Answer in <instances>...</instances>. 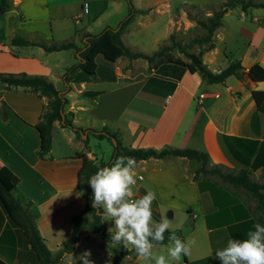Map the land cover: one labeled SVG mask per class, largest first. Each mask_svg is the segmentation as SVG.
<instances>
[{"label": "crops", "instance_id": "obj_1", "mask_svg": "<svg viewBox=\"0 0 264 264\" xmlns=\"http://www.w3.org/2000/svg\"><path fill=\"white\" fill-rule=\"evenodd\" d=\"M159 2L155 0L150 5ZM168 4L164 8L170 11ZM123 6V0H0V74L26 73L53 81L68 100L63 116H67L74 128L106 127L131 148L190 147L208 152L209 165L217 164L227 170L247 167L231 147L246 146L250 150L255 147L234 137L264 141V112L257 109L251 93L253 89L264 90V81L254 82L248 76L243 81L235 76L239 80L235 86L228 82L229 76L225 82L208 83L198 72L186 71L174 86L175 79L157 73L146 59L127 57L116 62V81L100 80L97 76L82 82L65 79L68 68L79 61V52L72 48V51H47L44 46L74 41L83 47L86 40L82 35L93 34L96 25L102 26V31L115 28L107 16L118 13ZM263 9L241 8L240 12L242 19L254 18L247 26L251 29L248 39L253 53L259 49L256 42L260 43L264 37ZM233 10L225 14L223 21ZM182 13L187 16L185 11ZM126 33L129 30L125 28L121 34L123 42ZM169 34L170 29L168 37ZM14 38H27L35 44L15 45ZM226 39V33H221L225 49ZM132 49L148 53L138 45ZM209 53L211 58L218 57L217 45L204 54L203 60ZM211 58L204 62L214 72L234 61L222 66ZM241 61L245 70L256 62L264 66V55L259 53L248 62ZM219 84H223L227 95L223 96ZM92 92L97 94L91 96ZM49 109L47 95L23 88L8 89L0 81V167L8 166L19 177L14 195L23 204L30 203L29 210L39 233L54 255L73 237L74 217L86 205V195L77 187L82 166L77 154L86 153L96 161H108L92 148V140L85 143L87 135L90 138L89 132L78 135L73 127L59 120L53 122L51 151L39 156L41 138L37 124ZM200 166L197 160L176 155L150 157L137 161L136 165V171L144 179L134 186V196L140 198L149 190L156 193L155 206L152 204L155 220H173L177 211L187 213L186 230L177 228L175 235L195 243L191 255L182 257L179 264H220L216 252L226 247L229 239H245L248 231L254 230V224L264 225L240 195L241 189L225 183L220 186L213 181L217 177L196 180L195 172ZM252 171L259 174L264 171V165ZM164 210L168 211L167 216ZM110 223L114 227V221ZM110 223L106 222L107 230ZM170 230L174 233L173 228ZM167 245L155 244L153 251L159 250L157 254L167 256ZM111 257L106 254V264H113ZM0 259L7 264L38 262L22 231L10 222L1 203ZM145 263L148 262L136 255L132 264Z\"/></svg>", "mask_w": 264, "mask_h": 264}, {"label": "trees", "instance_id": "obj_2", "mask_svg": "<svg viewBox=\"0 0 264 264\" xmlns=\"http://www.w3.org/2000/svg\"><path fill=\"white\" fill-rule=\"evenodd\" d=\"M192 6L184 3V7ZM240 6L244 11L249 7H263L264 2H254L252 0H226L219 9H212L211 14L206 18H197L188 9H184L190 20L197 22L205 32L201 35L193 37L188 43H182L175 39L174 33L169 38L171 44H162L152 53H144L139 50L132 49L127 46L121 37L123 30L136 13H147L151 8L138 9L135 8L130 0V12L120 26L116 28L109 27L101 33L94 35L86 32L82 35L85 38L83 47H79L74 41H65L53 43L44 46L47 51H56L62 49H74L79 52V61L68 68L66 72L67 81L82 82L95 76L100 80L116 81L118 75L116 73V62L120 57L129 59L144 58L150 65H153L156 72L172 77L173 85H176V79H180L186 71L191 73L198 72L202 78L208 83H222L229 76H237L239 79L243 77V72L254 82L264 81V66L259 62L251 65L247 70L241 60L232 61L227 67L219 72L212 71L203 60L206 52L216 47L215 34L217 29L223 24L225 14L230 10ZM199 8V7H198ZM197 8V9H198ZM15 45L28 46L35 43L27 38H14L12 41ZM197 45L200 46L198 52L189 51V48ZM177 49L179 53H183L189 60L181 56L168 55ZM152 67V66H151ZM127 80H132L131 78ZM0 81L6 84V88H23L40 94L47 95L50 98V109L45 113L44 119L37 124L40 133L41 143L38 155L44 157L52 148V128L53 122L59 120L65 126H71L78 135L89 132L99 139L107 138L114 147L112 158L110 161H96L91 159L86 153H78L77 156L82 159V166L77 176V187L86 195V205L82 213L74 217L73 237L67 241L64 248L56 254H52L47 247L39 230L35 224L34 215L30 212V203L23 204L19 198L14 195L15 188L19 183V177L8 167H0V203L3 206L10 222L22 231L23 236L35 252L37 256V264H59L65 252L73 251L80 237L87 234H100L103 239L111 242V235L106 227L98 211L92 207V189L88 182L90 177L95 174L101 167H110L115 159L119 156H129L135 158L136 161L147 159L150 157L162 158L167 155L182 156L201 162V166L195 172V179L213 180L218 185L224 186L228 184L234 188L243 189L256 199L257 210L261 211V219L264 218V182L254 181L252 179V169H257L264 165V141L234 137L241 143H252L255 145L254 150L249 147L239 146L231 147L233 154L244 162L247 167L238 170H227L220 165H209V153L199 149L190 147L166 146L161 149L155 148H131L122 143L116 133L111 132L106 127L101 130L84 129L81 127L74 128L71 121L65 116L64 108L68 102L67 98L62 94L54 82L43 76L21 74H0ZM255 100L256 107L259 111L264 112V90L253 89L251 91ZM92 92L90 95H96ZM85 143L89 142V135L84 139ZM102 212V209L99 210ZM91 215V219L85 224L86 228L80 227V221L83 215ZM173 234L171 230L165 233L163 243H168L169 235ZM88 237V236H86ZM117 245L112 259L113 264H123L122 260L125 256L136 254L134 249L128 250L123 245ZM0 264H7L0 259Z\"/></svg>", "mask_w": 264, "mask_h": 264}, {"label": "rangeland", "instance_id": "obj_3", "mask_svg": "<svg viewBox=\"0 0 264 264\" xmlns=\"http://www.w3.org/2000/svg\"><path fill=\"white\" fill-rule=\"evenodd\" d=\"M124 6L119 10L118 13L107 16V21L117 29L119 27V23L121 20L126 19L130 12V0H123ZM155 0H131V3L135 6L145 5L146 7H150L151 9L147 13H136L130 22L127 24L126 29L129 30V33L124 35V42L127 46L131 47L134 45L141 46L142 50L152 53L154 50L158 49L162 44H171V40L168 37V29H170L169 36L174 33L175 39L182 42L188 43L193 37L201 35L205 32V30L197 24L196 21H189L188 17L185 16L182 12L184 9L190 10L195 17L197 18H206L207 15L211 14L212 9H219L222 4L226 0H166L158 3V5H154L151 7L150 4ZM254 2H264V0H252ZM168 2V6L170 7V11L165 10V3ZM184 3L191 4L196 6L193 8L192 6L184 7ZM89 6V5H88ZM199 7V8H198ZM198 8V9H197ZM264 13V9L262 10ZM241 8H234L233 12L227 16L223 21V26L219 32L218 39H216V45L218 47L219 56L211 58V54L205 55L204 60L208 63L209 58L214 61L222 63V66H226L229 64L230 60H244V62H248L250 58L257 56L259 53L264 55V37L260 41H257L256 46L259 49L253 53L252 45H249L248 34L251 30L248 28V22L253 21V16H247L245 19L240 17ZM142 16L139 18V16ZM171 19V21H170ZM262 26L264 28V15L261 17ZM104 18L101 20V24L103 23ZM170 23V28L169 24ZM247 27V28H246ZM244 29L241 32L239 29ZM102 26L96 25L93 27L92 33L94 35L102 32ZM218 30V29H217ZM246 31V32H245ZM226 33V42L227 49H225V44L220 40V34ZM242 33V34H240ZM216 36V34H215ZM248 39V40H247ZM78 41V40H77ZM80 44H83L81 39L79 40ZM252 44V43H250ZM70 50V49H69ZM200 50V46L194 45L189 48V51L198 52ZM72 51V50H70ZM210 52V51H209ZM70 53V52H68ZM168 55L172 56H181L182 58L189 60L183 53H179L177 49H174L172 52H169ZM218 59V60H217ZM213 68L214 64L209 63ZM243 81L247 80V75L243 72V77L241 78ZM229 83H233L235 86H238L239 80L235 76H231L228 78ZM223 84H219V86L224 90L223 96L227 95L225 87ZM96 128H100V126H96ZM90 140H92V148L100 155L104 156L106 161H110L112 158V152L114 150L113 144L107 139H99L93 136L90 133ZM94 144H97L96 146ZM99 144V145H98ZM200 150V149H199ZM197 163L196 161H194ZM252 179L258 182H264V171L256 174L252 171ZM240 195L246 200L249 206L253 209L254 214L264 222V218L261 219V211L257 210L256 199L251 195V193L241 189ZM154 205V204H153ZM155 206V205H154ZM164 214L167 216L168 211L164 210ZM187 213H183L181 211L176 212V217L170 221L171 228L174 230V234L177 232V228L186 230L185 228V217ZM91 219V215L86 214L82 217L80 221V227L82 229L86 228L85 224L88 220ZM86 222L84 223V221ZM111 221H109L110 223ZM109 228L112 227V224H108ZM109 231V229H108ZM88 236V237H86ZM187 236L185 235V238ZM80 239H82L80 241ZM79 241L76 243L73 251H71L75 256H79L85 250H91L92 256L91 259L95 261V264H106V254H110L113 259L114 256V246L111 242L102 238L100 234H87L81 236ZM52 246V245H51ZM104 248V249H101ZM116 248V247H115ZM159 250H154L156 255H159ZM68 253V252H67ZM64 257V255H63ZM62 257V259H63ZM135 254H130L124 257L122 260L123 264H132ZM61 259V260H62ZM20 264H29L28 262H23ZM62 264V261L59 263ZM77 264H83V261L78 260Z\"/></svg>", "mask_w": 264, "mask_h": 264}, {"label": "clouds", "instance_id": "obj_4", "mask_svg": "<svg viewBox=\"0 0 264 264\" xmlns=\"http://www.w3.org/2000/svg\"><path fill=\"white\" fill-rule=\"evenodd\" d=\"M136 165L135 158L119 156L110 167L99 168L88 182L92 189V207L103 221H114V227L109 228L111 243L134 249L138 259L148 264H179L182 257L191 255L195 241H184L173 233L168 237L167 256L154 253V242L163 243L171 225L167 218L154 219V191L134 197V186L139 178ZM91 256V250L79 256L68 252L62 264H77L78 260L95 264ZM216 257L220 264H264V225L254 224V230L248 231L245 239H229L226 247L216 252Z\"/></svg>", "mask_w": 264, "mask_h": 264}, {"label": "built area", "instance_id": "obj_5", "mask_svg": "<svg viewBox=\"0 0 264 264\" xmlns=\"http://www.w3.org/2000/svg\"><path fill=\"white\" fill-rule=\"evenodd\" d=\"M201 96L203 97L204 94H202ZM137 174H138V177H139V178L137 179V183H136V185H138V184L140 183V181H142V180L144 179V175H143L142 173H140V172L137 171ZM136 185H135V186H136ZM134 197H135V196H134Z\"/></svg>", "mask_w": 264, "mask_h": 264}, {"label": "water", "instance_id": "obj_6", "mask_svg": "<svg viewBox=\"0 0 264 264\" xmlns=\"http://www.w3.org/2000/svg\"><path fill=\"white\" fill-rule=\"evenodd\" d=\"M82 239H80V241H81ZM145 264H148V263H145Z\"/></svg>", "mask_w": 264, "mask_h": 264}]
</instances>
